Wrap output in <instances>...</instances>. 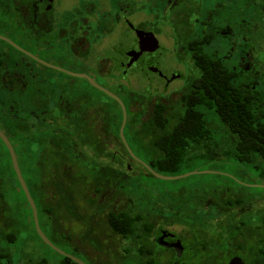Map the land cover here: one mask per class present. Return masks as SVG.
I'll list each match as a JSON object with an SVG mask.
<instances>
[{"label":"flooded vegetation","instance_id":"1","mask_svg":"<svg viewBox=\"0 0 264 264\" xmlns=\"http://www.w3.org/2000/svg\"><path fill=\"white\" fill-rule=\"evenodd\" d=\"M138 4H141L139 8L134 6ZM0 5L3 13L14 20L15 30L22 24L28 26L35 51L50 53L53 49L51 44L55 43V47L57 43L65 51L68 66H76L80 70L75 74L88 76L119 97L126 107L127 121L137 113L149 120L156 109H162L163 114L174 121L182 112H195L197 86L194 82L198 73L193 70L183 49L192 44L190 38L195 37L198 30H209L214 55L221 57V63L232 71L231 75L235 78V85L242 92L243 99L252 100L256 111L264 106V0H209L211 6L205 11L203 6H199V0H0ZM143 11L147 14L144 15ZM137 31L145 33L144 36L139 38ZM160 31L162 33L158 35ZM0 40L30 59H19L10 53L0 54V106L8 104L10 109H14L23 118L26 111L21 103L29 95L30 123L35 132H39V127L51 133L63 128V140L67 139L66 143L72 142L76 146L72 151L76 159L106 158L111 160L114 167L120 166L117 160L122 159L125 160V169L133 174L131 159H135L127 148L125 147L128 155L117 148L116 135L102 136V127L116 125L118 111L115 112L111 103L102 102L94 92L106 96L117 107L120 106L118 101L95 87L88 78L53 69L45 64L49 62L42 60L34 52L29 53L39 60L21 52L7 41ZM141 48L142 54L134 61ZM162 49L165 56L159 54ZM188 64H191L189 75L185 67ZM43 68L81 79L85 85L50 74ZM65 70L71 72L69 68ZM176 83L180 85L174 87ZM0 111L3 110L0 108ZM207 118L209 120V114ZM6 125V120L0 114V130L13 145L23 175L20 153L4 129ZM86 133L89 142L97 141L100 144L104 140L107 151L82 147ZM0 141L5 145L1 138ZM127 142L133 151L128 140ZM0 148L4 152L1 144ZM241 174L246 178L250 176L244 170ZM238 182L244 187L257 186L264 189L263 182L251 184L245 178ZM109 190L93 194L92 198L84 200L86 204L81 203L90 212L96 211V220H101L100 216L105 213L107 222L111 211H118V207L126 209L123 202L126 194L123 190L117 193L115 186H111ZM226 192L230 197L209 199V205L200 200L196 202L197 205H194L195 202L192 204L200 214L196 217L207 224L206 228L198 229L202 232L198 233L199 236L204 234L207 239L206 264H230L234 258H241L245 264H250L249 258L256 253L258 242L264 236L261 228L264 221V196L246 195L239 189L230 188ZM91 200L94 201L92 205ZM102 201L104 207H101ZM98 207H101L100 210ZM111 207L114 209L108 211ZM87 216L82 221L69 215L64 217L62 234L67 236L72 246H77L74 248L77 251L81 249L78 247V238L83 234L81 225L86 223ZM72 222L80 225L82 233L73 231ZM105 222L104 231L95 221L91 225L93 228L89 225L87 233H100L102 239L115 238ZM159 222L157 230L160 233L155 237V242L176 253L171 245L182 239L180 233L169 230L162 221ZM173 227L187 228L183 225ZM4 231V211L0 210V264L5 262ZM187 232L191 238L189 228ZM60 235L56 232L57 237ZM160 237L163 238L157 240ZM108 239L105 241H109ZM108 243V252L105 247L101 250L111 253L113 249L111 254L116 255L117 251L112 248L114 246L111 242ZM182 244L184 245V241ZM249 245L251 248L248 249ZM85 252L93 256L92 263L98 262L99 258H95L96 255H101L98 250ZM185 255L186 249L183 257ZM222 258L227 261L221 262Z\"/></svg>","mask_w":264,"mask_h":264},{"label":"trees","instance_id":"2","mask_svg":"<svg viewBox=\"0 0 264 264\" xmlns=\"http://www.w3.org/2000/svg\"><path fill=\"white\" fill-rule=\"evenodd\" d=\"M190 39L192 44L183 50L193 70L198 73L194 82L197 86L195 112H182L175 121L165 116L162 109H156L149 120L137 113L127 121L124 130L126 139L134 153L140 159L142 156L151 159L146 163L159 173L173 172L194 160L208 161L209 158L218 157L226 163H233L235 168L249 175L255 172L264 183V106L256 111L252 100L243 99L231 75L232 71L221 63V57L214 55L209 30H198L197 35ZM21 104L26 111L23 118L8 104L0 106L3 110L0 114L7 122L5 131L20 153L23 175L36 202L44 233L55 243L56 232L62 234L64 217L68 215L83 220L87 216L84 214H88L98 227L104 225L101 220H96V211L90 212L88 208H83L81 201L92 198L93 194L104 193L111 186L116 187L117 193L123 190L126 194L130 187L137 190L141 187L139 179H132L122 159L117 160L120 165L117 167L106 158L76 159L72 154L74 143L63 140L64 129L59 128L51 133L39 127V132H35L30 123V96L26 95ZM208 114L209 118L211 115L216 117V124L208 121ZM105 118L108 120V117ZM122 121L123 112L118 105L116 125L102 127V136L116 135L117 148L128 155L120 138ZM0 144L4 149L0 153V210L4 211L5 218L4 264H77L54 251L38 235L32 209L17 179L10 154L1 141ZM106 144L104 140L100 144L97 141L89 142L86 133L82 147L106 152ZM131 160L132 171L135 169L134 163H137L150 177H154L142 164ZM93 202L91 200L90 205ZM190 202L189 198L179 205L176 202H168L164 206L155 204V207L145 212L147 205L144 200L137 205L134 200H130L129 208L111 211L105 224L127 245L123 247L125 257L122 256V261L116 264H126L131 256L135 264H205L195 259L194 255L201 253L206 256L207 239L204 234L199 236L198 233L202 232L198 229L206 228L207 224L196 217L200 214ZM101 207H104V201ZM159 220L165 227L183 225L189 228L191 238L180 235L182 239L179 240L184 241L187 256L191 251L192 258L189 257L188 262L185 260L186 255L178 258L173 250L157 245L155 237L160 233L157 230ZM95 221L91 220L92 223ZM261 228L264 232V221ZM101 230L104 231V228ZM90 235L92 233H87L83 238ZM37 242L58 255L59 260L43 255ZM255 252L249 258L250 264H264V236L260 238Z\"/></svg>","mask_w":264,"mask_h":264},{"label":"rangeland","instance_id":"3","mask_svg":"<svg viewBox=\"0 0 264 264\" xmlns=\"http://www.w3.org/2000/svg\"><path fill=\"white\" fill-rule=\"evenodd\" d=\"M140 5L141 4L134 5V6L139 8L138 6ZM199 6H203L204 11H205L206 9H209L211 5H209V0H199ZM143 12H144V15L147 14L146 11H143ZM162 21H159V22H162ZM165 22H168V21L165 20ZM14 24H15L14 20L8 17L7 14L3 13V9L1 8V5H0V35L1 36L9 38L10 40L15 42L17 45H19L20 47H22L28 52H31V53L34 52L36 56H39L42 60L49 62V64L51 65L64 68V69L69 68L71 72H74V73L80 72V70L76 68V66H73V67L68 66L69 62L66 61L65 59V51L61 47H59L57 43L55 47H54L55 43L51 44L53 46V49L50 53L35 51L32 45V41L30 40V35H29L30 33L28 32L29 30L28 26H26L25 24H22L20 25L19 29L15 30ZM160 33H162V31L158 32L157 34L159 35ZM2 53H6V54L10 53L11 55L12 54L15 55V57L19 59L20 58L27 59L22 54L11 49L4 41L0 40V54ZM159 54H162L163 56H165L166 53L162 49L159 52ZM27 60L30 61V59H27ZM38 67L42 68V66H39V65ZM185 67L187 68V75L191 74V70H190L191 64H188ZM43 69L48 71L50 74H55L59 77L75 81L76 84L78 85H85V82L81 79L62 75L60 73H57V71L53 69H45V68ZM179 85L180 83H176L174 87H178ZM86 89H88V87H86ZM94 93L97 94V97L102 102L111 103V105H113L115 112L118 111V107L110 99H108L104 95H101L100 93L98 94V92H94ZM136 96H138V94ZM208 121L212 124H216L217 119L216 117H213L211 115ZM0 153H3L2 148H0ZM141 160L146 163V162H149L151 159H148L147 157L142 156ZM232 164L233 163H230L228 161L226 163V161L218 157L209 158L208 161L194 160V161L185 163L184 165L177 168V170H174L173 172L161 171V173L159 172L158 173L164 176H169V177L181 176V175H186L192 172H202V171H216V172H220V174L217 175V174L201 173V174L191 175L187 178H183L179 180L167 181V180L158 179L156 177H150L144 170H142V168L137 163H134L135 169H134V173L131 174L132 179H139L141 183L140 184L141 187L137 190H134V187H130L129 190H127V193H126L127 195H125L126 200L123 201L125 202V205H126V206L124 205V207L126 209L129 208L130 200H134L136 205L138 204L139 201L144 200L147 205V207L144 206L146 207L145 212H148L149 210H151V208L155 207L154 206L155 204L164 206L165 203L169 202L173 204L174 202H176L179 205L182 201L189 199V198L191 201L190 204H194L195 202L194 205H197L196 202L200 200L202 201V203L204 202V204L209 205V199L218 200V199H223L224 197H230V194L226 192L228 188H230L231 190L239 189L242 191V193L246 195L264 196V189L262 188H259L257 186L244 187V186L239 185L238 180L244 179V178L246 179L248 183L250 182L251 184H259L260 182H262L259 180L255 172H253V174H251L248 178H246L245 176L241 174L242 169H237ZM155 171L157 172V170ZM81 202L83 205L86 204V202H84V199ZM113 209L114 207H111L108 209V211L113 210ZM120 209H123V208L118 207V210ZM105 215L106 214L104 213V215L102 217L100 216L99 218L101 219L103 223L105 222V219H106ZM89 225L91 228H93L91 226L93 225V223L91 222L90 217L88 215L86 219V223L84 225H81L84 231H83L82 236L78 238V241H79L78 247L81 248L79 251L74 249L77 246H72L67 240V238L64 237V235L62 234L60 235V233H59L60 236L56 238L55 245L59 247L60 249H62L63 251H65L66 253L81 259L86 264H91L92 263L91 261L94 260L92 259L93 256H89L85 252V250L90 251L91 249L98 250V253L101 254V255H96L95 257L97 259L99 258L98 262L100 264L101 263L102 264H116L117 261L118 262L122 261L121 257L122 256L125 257L126 255V253L123 252L122 248L124 246H127L126 243L117 237L115 238L112 237L111 239L107 237L106 239L109 238L108 239L109 241H105L102 239V237H100L99 235L100 233L98 234L97 232L96 234H92L89 237L84 239L83 237H85L87 235V232L89 231L88 230ZM44 226L47 228V225L44 224ZM79 226L80 225L78 223H73L71 227L73 228V231L75 233L77 232L82 233V230L80 229ZM101 228H105V225H101ZM168 228H170L169 230L180 233V235L184 237L188 236L187 228L185 227L168 226ZM108 242H111L112 246H114L112 248L115 249L114 251H117L116 255L111 254L113 252V249L111 253H107L109 250L108 248L110 246L108 245L109 244ZM80 244H82L83 246H80ZM37 245L38 247H40V251L42 252L43 255H46L48 258L52 260H59L58 255H56L54 252H52L48 248L44 247L41 243L37 242ZM250 246L251 245H249L248 249L251 248ZM83 247L85 250L83 249ZM103 247L107 249V252L101 250ZM190 254H191V251L190 253H188V256L186 255L185 257L186 262H188V260L190 259L189 257L192 258ZM194 258L199 259L200 263L205 262L206 264V260H203L204 258H206V256L204 257L203 254L197 253L196 255H194ZM128 259L126 260V264H135L134 262L135 259L133 256L129 257ZM222 261L226 262L227 259L222 258L221 262Z\"/></svg>","mask_w":264,"mask_h":264},{"label":"water","instance_id":"4","mask_svg":"<svg viewBox=\"0 0 264 264\" xmlns=\"http://www.w3.org/2000/svg\"><path fill=\"white\" fill-rule=\"evenodd\" d=\"M145 33L141 32V31H137V36L139 38H141V36H144ZM0 39H3L5 41H7L8 43H10L11 45H13L16 49L20 50L21 52L37 59L36 57H34L31 53L23 50L21 47L17 46L14 42L10 41L9 39L5 38V37H2L0 36ZM143 52V49L141 48V51L138 53V56L134 59L137 60L138 57L142 54ZM39 60V59H37ZM41 61V60H40ZM42 62V61H41ZM45 63V62H43ZM46 65H48L49 67L53 68V69H57L61 72H65V73H68V74H71V75H74V76H79V77H86L90 80V82L95 86L97 87L98 89H100L101 91H103L104 93H106L107 95H109L110 97L114 98L115 100L118 101V103L120 104L121 108H122V111H123V121H122V125H121V128H120V136H121V139L125 145V147L127 148V150L129 151V153L131 154V156L137 161L139 162L140 164H142L149 172L151 175H153L154 177L158 178V179H161V180H167V181H172V180H179V179H183V178H187L191 175H195V174H201V173H204V174H220V172H216V171H202V172H192V173H189V174H186V175H181V176H172V177H169V176H164V175H161L159 174L158 172H156L154 169H152L147 163H145L144 161H142L141 159H139L134 153L133 151L131 150V148L129 147L128 145V142L124 136V130H125V127H126V124H127V111H126V107L123 103V101L115 96L114 94L110 93L108 90H106L104 87L96 84L91 78H89L88 76L86 75H79V74H75V73H72L70 71H67L63 68H60V67H57V66H54V65H50L48 63H45ZM0 138L3 140V142L5 143L8 151L10 152V155H11V159H12V164H13V167H14V170L16 172V175L18 177V180L21 184V187L26 195V198L32 208V212H33V217H34V223H35V227H36V230H37V233L38 235L40 236V238L43 240V242L45 244H47L50 248H52L54 251H56L57 253H59L60 255L62 256H65V257H68L70 258L71 260H73L74 262H76L77 264H86L84 261H82L81 259L73 256V255H70L68 253H66L65 251H63L62 249H60L59 247H57L48 237L47 235L44 233V231L42 230L41 226H40V221H39V213H38V208H37V205L29 191V188L26 184V181L22 175V172H21V169H20V166H19V162H18V159H17V155L15 153V150H14V147L13 145L11 144L10 140L7 138V136L0 130ZM264 188V185L262 186ZM173 236V235H171ZM161 245H164V244H161ZM166 246V245H164ZM172 248H174L176 250V254H177V257L178 258H182L183 257V254L185 252V247L183 246L182 242L181 241H177L176 243L172 244L171 245ZM230 264H245V262L241 259V258H234Z\"/></svg>","mask_w":264,"mask_h":264}]
</instances>
